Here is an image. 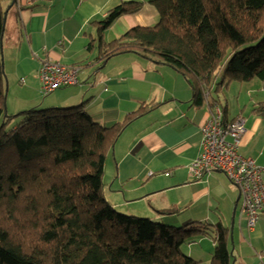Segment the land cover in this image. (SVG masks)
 Masks as SVG:
<instances>
[{
  "label": "trees",
  "instance_id": "trees-1",
  "mask_svg": "<svg viewBox=\"0 0 264 264\" xmlns=\"http://www.w3.org/2000/svg\"><path fill=\"white\" fill-rule=\"evenodd\" d=\"M152 3L159 23L110 42L105 31L120 17L139 13L143 2H122L93 21L100 68L124 54L163 63L188 81L197 106L210 108L220 106L211 95L218 74L215 93L233 81L264 83V0ZM5 10L0 0V264H197L183 247L205 236L216 244L211 264H232L231 234L223 223L174 227L126 215L106 200L107 156L125 129L151 110L148 105L109 126L94 121L84 103L8 114ZM87 48L92 51L93 43ZM252 112L264 118V103ZM19 115L22 120L10 128Z\"/></svg>",
  "mask_w": 264,
  "mask_h": 264
},
{
  "label": "crops",
  "instance_id": "crops-1",
  "mask_svg": "<svg viewBox=\"0 0 264 264\" xmlns=\"http://www.w3.org/2000/svg\"><path fill=\"white\" fill-rule=\"evenodd\" d=\"M1 1L3 6L11 2L9 8L14 3ZM16 1L3 40L6 78L25 85L26 95H14L15 108L24 112L39 106L38 91H42L38 77L44 61L77 72L78 83L54 91L60 92L53 104L84 103L86 112L101 125L123 122L142 104L148 105L151 110L133 122L145 123L142 133L125 141L130 124L107 156L103 176L106 200L124 214L174 227L221 222L233 238L235 264H264V209L256 227L249 230L237 204L239 190L223 172L213 171L201 179L190 175L189 166L201 153V127L210 117L208 104L197 106L188 81L163 63L137 54L113 57L103 68L97 63L98 33L93 21L104 18L122 2H143L139 13L120 17L105 31L104 40L113 41L132 28L160 22L153 0ZM90 42L92 51L87 48ZM253 80L235 84L239 92L236 112L229 109L228 101L224 106L217 97L224 91L219 86L215 93L219 79L211 95L225 109L226 120L245 118L239 153L262 168L264 183V118L252 112L254 105L264 103V83ZM19 101L23 103L18 106ZM215 246L212 237L205 236L184 245L183 252L197 264H211Z\"/></svg>",
  "mask_w": 264,
  "mask_h": 264
},
{
  "label": "built area",
  "instance_id": "built-area-1",
  "mask_svg": "<svg viewBox=\"0 0 264 264\" xmlns=\"http://www.w3.org/2000/svg\"><path fill=\"white\" fill-rule=\"evenodd\" d=\"M76 71L60 63L44 61L39 70V86L43 94L78 83ZM24 83L25 80L22 79ZM210 117L201 127V153L189 166L194 179L204 178L213 171H222L240 194L239 208L253 230L264 209V183L262 168L251 157L239 153L245 134V118L239 116L228 121L222 108L215 104L210 108ZM166 175H170L167 173Z\"/></svg>",
  "mask_w": 264,
  "mask_h": 264
},
{
  "label": "rangeland",
  "instance_id": "rangeland-1",
  "mask_svg": "<svg viewBox=\"0 0 264 264\" xmlns=\"http://www.w3.org/2000/svg\"><path fill=\"white\" fill-rule=\"evenodd\" d=\"M11 3V2H10ZM10 3H6L3 7H5L6 10H8ZM7 5V6H6ZM5 10V12H6ZM226 60V59H225ZM225 66V63L222 65V68ZM218 79H219V74L217 75ZM8 80V79H7ZM254 83H260L262 82L261 80L255 78L253 80ZM243 82H239V81H233L230 86L229 89H226V87H223V92L216 94L217 97H219L221 99V103L226 106L227 105V101L229 102V109H233L234 112H236L238 110V105H239V100H237V96H238V89L237 87H235V84H241ZM25 85H22L21 83H14L13 81H8V91H7V112L9 115H18L20 112V110H17L18 108H15L14 106V95L17 93L19 95H26V91H24L22 88ZM39 92V101L37 102L39 106H41L42 108H57V107H73V106H77V105H71V106H58L55 103V100L58 99V95L57 93L60 91H57L55 93H50L49 95H43L42 92ZM20 103H23V101H19L18 102V106L20 105ZM233 111H231V113H234ZM22 120V116H18L16 118H14L9 126L10 128L14 127L17 123H19ZM8 126V127H9ZM145 127V123H133L132 125H130V127L128 128V130L126 131L125 135H124V140H129L132 137H135L136 135H139L142 133L143 129ZM128 215V214H126ZM180 227V226H179Z\"/></svg>",
  "mask_w": 264,
  "mask_h": 264
},
{
  "label": "water",
  "instance_id": "water-1",
  "mask_svg": "<svg viewBox=\"0 0 264 264\" xmlns=\"http://www.w3.org/2000/svg\"><path fill=\"white\" fill-rule=\"evenodd\" d=\"M8 13H9V9L6 10L5 15H4V23H5V25H6V22H7V19H8ZM1 48H2V53H3L2 59H3V61H4L3 43L1 44ZM5 76H6V75H5ZM7 91H8V80H7V78H6V92H7ZM6 97H7V94H6ZM219 172H222V171H219ZM239 200H240V195H239L238 198H237V204L239 203ZM236 211H237V207L234 208V216L236 215ZM232 239H233V238L231 237V240H232ZM233 251H234V247H233L232 250H231V255H233ZM232 264H235V260H233Z\"/></svg>",
  "mask_w": 264,
  "mask_h": 264
}]
</instances>
